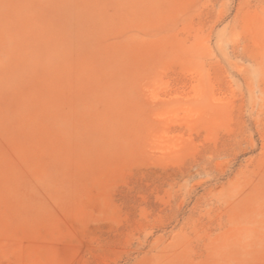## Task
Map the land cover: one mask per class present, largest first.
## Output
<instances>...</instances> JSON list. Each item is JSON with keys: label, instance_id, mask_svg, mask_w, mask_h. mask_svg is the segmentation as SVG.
Listing matches in <instances>:
<instances>
[{"label": "rangeland", "instance_id": "1", "mask_svg": "<svg viewBox=\"0 0 264 264\" xmlns=\"http://www.w3.org/2000/svg\"><path fill=\"white\" fill-rule=\"evenodd\" d=\"M0 264H264V0H0Z\"/></svg>", "mask_w": 264, "mask_h": 264}]
</instances>
